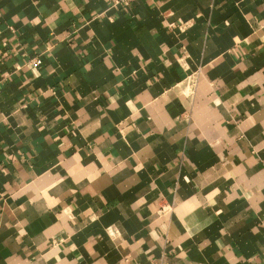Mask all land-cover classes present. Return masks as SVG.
<instances>
[{
    "label": "crops",
    "instance_id": "crops-1",
    "mask_svg": "<svg viewBox=\"0 0 264 264\" xmlns=\"http://www.w3.org/2000/svg\"><path fill=\"white\" fill-rule=\"evenodd\" d=\"M151 258L264 264V0H0V264Z\"/></svg>",
    "mask_w": 264,
    "mask_h": 264
},
{
    "label": "built area",
    "instance_id": "built-area-1",
    "mask_svg": "<svg viewBox=\"0 0 264 264\" xmlns=\"http://www.w3.org/2000/svg\"><path fill=\"white\" fill-rule=\"evenodd\" d=\"M122 2H125V0H120ZM185 25V23H182L181 25H179V27H183ZM38 61V59L36 60V62ZM146 264H162V260L161 258H151L147 261Z\"/></svg>",
    "mask_w": 264,
    "mask_h": 264
}]
</instances>
